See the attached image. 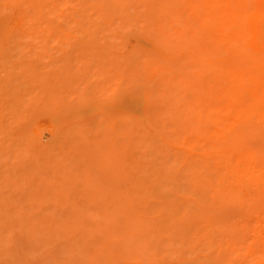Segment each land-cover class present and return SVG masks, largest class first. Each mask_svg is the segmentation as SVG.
I'll use <instances>...</instances> for the list:
<instances>
[{"label":"rangeland","instance_id":"rangeland-1","mask_svg":"<svg viewBox=\"0 0 264 264\" xmlns=\"http://www.w3.org/2000/svg\"><path fill=\"white\" fill-rule=\"evenodd\" d=\"M0 264H264V0H0Z\"/></svg>","mask_w":264,"mask_h":264}]
</instances>
